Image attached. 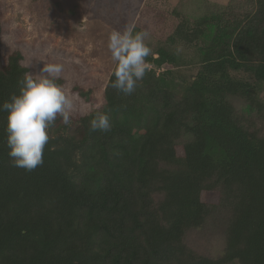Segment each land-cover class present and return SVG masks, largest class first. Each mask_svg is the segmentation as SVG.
Returning a JSON list of instances; mask_svg holds the SVG:
<instances>
[{
  "label": "trees",
  "instance_id": "1",
  "mask_svg": "<svg viewBox=\"0 0 264 264\" xmlns=\"http://www.w3.org/2000/svg\"><path fill=\"white\" fill-rule=\"evenodd\" d=\"M216 27L213 44L224 46L203 52L179 95L151 69L124 95L110 86L114 63L97 111L111 131L90 130L97 112L71 116L69 126L58 117L32 171L13 166L0 111V264H264V136L228 100L264 108V0ZM156 55L149 61L158 67L173 63L165 49ZM21 60L14 51L4 63L0 39V104L18 94L28 71ZM210 217L224 225L215 257L184 242Z\"/></svg>",
  "mask_w": 264,
  "mask_h": 264
},
{
  "label": "rangeland",
  "instance_id": "2",
  "mask_svg": "<svg viewBox=\"0 0 264 264\" xmlns=\"http://www.w3.org/2000/svg\"><path fill=\"white\" fill-rule=\"evenodd\" d=\"M151 7L159 14L150 12ZM256 8L257 0H0L2 60L6 63L12 52L19 51L21 63L30 64L27 72L32 74H38L43 64L62 63L60 86L74 100L71 116L80 117L99 111L105 103L104 88L114 64L107 49L112 31L128 25L147 31L145 42L152 49L146 58L149 69L163 75L179 95L200 68L203 52L224 46L213 44L216 25L227 29ZM159 17L163 23L156 26ZM202 18L212 24L198 26ZM177 29L190 39L176 36ZM161 48L173 58L172 64L158 67L149 61ZM232 74L245 77L239 71ZM228 100L246 128L264 136V108H250L238 96ZM189 137L183 134L178 143ZM220 223L210 217L203 226L187 230L185 244L199 254L218 256L225 245Z\"/></svg>",
  "mask_w": 264,
  "mask_h": 264
},
{
  "label": "clouds",
  "instance_id": "3",
  "mask_svg": "<svg viewBox=\"0 0 264 264\" xmlns=\"http://www.w3.org/2000/svg\"><path fill=\"white\" fill-rule=\"evenodd\" d=\"M148 37L147 31H136L135 25L109 34L107 49L115 63L110 86L124 95L135 91L149 69L146 58L152 49L145 42ZM63 71L62 63H47L38 74L26 72L18 94L0 104V111L7 113L6 146L13 166L32 171L42 165L50 126L58 117L63 125L71 124L74 100L57 83ZM89 124L92 132L112 129L111 118L104 112H97Z\"/></svg>",
  "mask_w": 264,
  "mask_h": 264
}]
</instances>
